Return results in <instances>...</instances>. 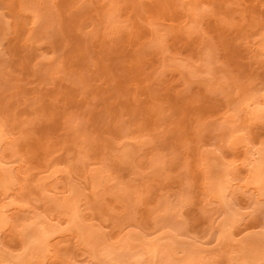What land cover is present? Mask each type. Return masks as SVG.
<instances>
[{"label": "rangeland", "instance_id": "rangeland-1", "mask_svg": "<svg viewBox=\"0 0 264 264\" xmlns=\"http://www.w3.org/2000/svg\"><path fill=\"white\" fill-rule=\"evenodd\" d=\"M37 1L14 33L0 18V47H42L22 68L0 48L1 252L36 218L56 229L42 264H102L122 239L128 264L143 241L145 264H264V118L245 105L264 95V0Z\"/></svg>", "mask_w": 264, "mask_h": 264}, {"label": "bare ground", "instance_id": "bare-ground-1", "mask_svg": "<svg viewBox=\"0 0 264 264\" xmlns=\"http://www.w3.org/2000/svg\"><path fill=\"white\" fill-rule=\"evenodd\" d=\"M32 2H33L32 6H35L34 4L37 5V3L35 1H32ZM39 3H41V2H39ZM24 5L25 4L19 2V0H0V18L2 19L5 17L6 19H8V22H6L5 20L4 21L7 24L9 23V25L11 26L10 33H12V32L14 33V31L12 30V27L17 26L19 24L16 20H18V18L21 17L20 14H24L29 20L36 19V15L33 14V10H31L29 7H25ZM34 10H35V7H34ZM1 19H0V21H1ZM6 29H7V27H6ZM5 34H6V32H5ZM8 34H9V31H7V35ZM14 35H16V34H14ZM9 36H10V34H9ZM13 36L12 37L10 36V38L5 37L4 40H7V41H4L0 47L1 51H3V53L9 58V60H8V58L5 60V61H8L5 63L7 64V63H10L12 61V63H15V65L17 64L16 67H18V65H19V67L21 66L20 68H22V65L25 66L27 64V63H25L26 61H24V60H25V58L28 57L27 59L30 60L29 63L32 64L31 66H34L36 64V62H34V60L38 57L39 54H41V52H39V50L42 49L41 45L37 44L33 47V44L29 43V42L23 41L22 43H20V40L16 39L15 37L13 38ZM10 41H11V43H10ZM18 43H19L20 48L19 47L17 48ZM3 58H1V59H3ZM33 58H34V60H33ZM31 66H30V68H31ZM31 70H32V68H31ZM245 105H246L249 113L251 115H253L255 118H264V95L260 101H256V102L253 101L251 103V102H249V100H247ZM1 138H4V136H1V134H0V145H1V143H5V142H2L4 139L2 140ZM2 153L3 152H1V154ZM1 157H2V155H1ZM1 162L2 161H0V185H2L10 177V174L12 173V172L8 173L5 171H2L3 169H5L7 167L5 166V168H3L4 166H2ZM11 168L9 166V169H11ZM9 169H7V170H9ZM252 169L253 170L251 171V173H252V181L251 182L259 184V186H260L259 190L261 191L262 194H264V151L258 153V156L255 158L254 163L252 164ZM10 171H12V170H10ZM12 174H11V176H12ZM227 175H228V173H224L221 177L218 178L219 180L215 181L213 184V188L215 189V191H217L219 198H220V201L222 203L225 201V198H226L224 193H226L225 188L227 187L226 184L228 183ZM11 178L12 177H10L7 181H10ZM5 186H6V184H5ZM227 202H228V200H226L224 202L225 207H227V209L225 210V214H226L225 218L227 220H230V222H231L234 219V217L236 216L237 210L234 207L233 208L230 207ZM1 213H2V211H1ZM1 213H0V215H1ZM2 214H3V216L2 215L1 216L3 218L0 217V225H1V223H2V225H4L5 222L3 221V219L5 217L9 219V217L7 216L8 213L6 216L4 215V212ZM6 218L4 219L5 221L8 220ZM6 222H8V221H6ZM70 222L72 223L73 226H76L78 224L77 215L72 214L70 216ZM25 226H26V230L24 232L23 229ZM22 228L23 229H21V231H20L21 232L20 233V235H21L20 243H22V244L18 243L21 246L23 245L22 247H19L20 249L22 248L21 249L22 251H20L21 253L17 251L16 253L12 254L13 251H12V253H10V252L8 253V252H1V250H0V263H2V264H30V261H31V264H42V261H43L42 257L46 256L43 253L45 252V254H46V250L48 251L47 245H49V242H50L49 238L56 231V229L51 224H47L44 221L43 222L39 221L38 219L36 220V218L31 220L27 224H23ZM224 233L225 232H223L221 235L223 236ZM226 234H227V232H226ZM122 240L124 241V239H122ZM123 241L121 243V246L123 244ZM130 244L131 243H128V244L126 243L127 248L125 250H128L131 248V246L133 244L131 246H130ZM128 245L130 246V248ZM142 245H143L142 254L129 253L127 259H132V260L134 259L136 262L135 264H145V262H143V258H141L144 254L150 255L151 259H153L157 255L158 245H159V244H157V242H151L150 241V242L144 243V241H143ZM118 246H120V244ZM121 246H120V248H121ZM117 247L112 246V247L108 248V250L105 249L106 251L101 253L102 254L101 258L100 257L98 258V256H96V258L103 261L102 264H126L127 262L129 263V261H127L125 259L126 257H124V255L121 254L122 252L120 253V248L118 249ZM121 251H124V250H122V248H121ZM252 251L254 252V249ZM35 257L37 258V260ZM33 258H34V261H36V262H32L31 259H33ZM132 260H130V261H132ZM151 261L152 260H150V262H149L150 264H152ZM191 261L192 260L190 258H188L186 260V264H190ZM132 263H130V264H132ZM227 264H258V263L256 261L248 262L242 257H240L239 259H235L234 257H231Z\"/></svg>", "mask_w": 264, "mask_h": 264}]
</instances>
